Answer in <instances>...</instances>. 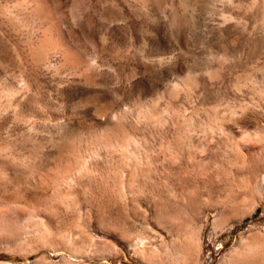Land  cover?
I'll list each match as a JSON object with an SVG mask.
<instances>
[{"label": "rangeland", "instance_id": "1", "mask_svg": "<svg viewBox=\"0 0 264 264\" xmlns=\"http://www.w3.org/2000/svg\"><path fill=\"white\" fill-rule=\"evenodd\" d=\"M0 264H264V0H0Z\"/></svg>", "mask_w": 264, "mask_h": 264}, {"label": "trees", "instance_id": "2", "mask_svg": "<svg viewBox=\"0 0 264 264\" xmlns=\"http://www.w3.org/2000/svg\"><path fill=\"white\" fill-rule=\"evenodd\" d=\"M246 222H247V220H244L239 228H243V226H245Z\"/></svg>", "mask_w": 264, "mask_h": 264}]
</instances>
